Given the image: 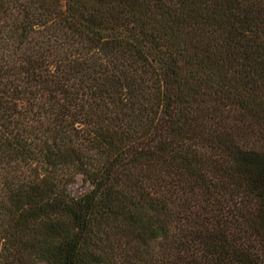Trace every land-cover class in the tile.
Masks as SVG:
<instances>
[{
    "label": "trees",
    "instance_id": "trees-1",
    "mask_svg": "<svg viewBox=\"0 0 264 264\" xmlns=\"http://www.w3.org/2000/svg\"><path fill=\"white\" fill-rule=\"evenodd\" d=\"M0 264H264V0H0Z\"/></svg>",
    "mask_w": 264,
    "mask_h": 264
},
{
    "label": "rangeland",
    "instance_id": "rangeland-1",
    "mask_svg": "<svg viewBox=\"0 0 264 264\" xmlns=\"http://www.w3.org/2000/svg\"><path fill=\"white\" fill-rule=\"evenodd\" d=\"M87 187V184L82 182L80 177H76L73 183L69 185V191L73 194H77L81 192L83 189Z\"/></svg>",
    "mask_w": 264,
    "mask_h": 264
}]
</instances>
